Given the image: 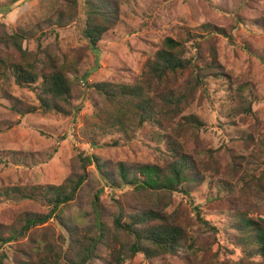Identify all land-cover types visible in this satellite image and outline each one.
I'll list each match as a JSON object with an SVG mask.
<instances>
[{
	"label": "rangeland",
	"instance_id": "rangeland-1",
	"mask_svg": "<svg viewBox=\"0 0 264 264\" xmlns=\"http://www.w3.org/2000/svg\"><path fill=\"white\" fill-rule=\"evenodd\" d=\"M60 1L19 0L9 6V0H0V34L21 29L29 34L22 43L24 49L41 56L46 50L60 61L74 62L76 68L70 76L76 77L77 85L75 109L67 116L53 113L20 116L13 114L9 104L0 98V123L11 125L0 132V187L58 185L68 176L81 173L79 154L95 156L112 174L114 183H122L119 164H123L130 177L135 174L143 179L135 170L140 165L168 171L170 165L183 163L188 169L185 175L192 181L184 180L177 191L160 193L140 191L124 183L111 187L112 182L100 178L94 165L87 166L86 182L75 201L62 208L61 214L66 221L82 215L84 225L78 227V232L84 230L95 238L99 231L93 201L100 190V221L109 229L116 216L128 221L127 217L152 207L187 229L191 240L174 255L147 259L136 254L126 257L123 264L257 263L258 259L247 258L234 238L227 212L248 204L250 216L264 217V193L241 196L235 181L225 175L235 158L242 168L254 171L255 179L260 178L264 185V146L259 141L264 135V29L256 25L264 17V0H120L119 22L102 36L96 50L86 46L80 33L81 20L50 33L47 18ZM203 24L222 29L225 34L197 30ZM187 33L195 38L186 43L184 57L193 59L201 71L189 69L177 77L175 85L184 92L196 75L203 77L208 73V76L202 79V86L192 87L190 104L172 121L174 125L184 124L181 117L193 115L202 123L184 131L185 156L179 159L168 145L169 129L162 131L149 123L131 142L110 134L96 135L97 144L90 143L86 129L95 122L94 103L99 102V97L89 85L132 83L166 38L185 41ZM172 85L173 82L169 87ZM238 85H248L254 97L250 115L236 111L239 103L233 90ZM11 92L25 104L36 105L31 91L12 86ZM242 134L254 138V142L248 144ZM53 147L57 152L45 163L27 167L13 164L20 156L48 153ZM224 179L231 190H220V181ZM184 189L187 192H182ZM25 212L44 214L45 209L30 202L2 204L0 224L13 223ZM39 231H52L56 238L61 235L64 247H68L66 230L55 220ZM26 241L24 238L2 247L1 251L7 255L4 264H16L17 250Z\"/></svg>",
	"mask_w": 264,
	"mask_h": 264
},
{
	"label": "trees",
	"instance_id": "trees-1",
	"mask_svg": "<svg viewBox=\"0 0 264 264\" xmlns=\"http://www.w3.org/2000/svg\"><path fill=\"white\" fill-rule=\"evenodd\" d=\"M18 1L9 0L8 5ZM120 5V0H61L55 4L47 18L50 33H56L81 20L80 33L86 46L96 50L102 36L117 26ZM256 25L264 29V17L259 18ZM197 30L225 34L222 29L209 24H203ZM28 37L29 34L21 29L12 34H0V98L9 104V110L13 114L20 116L33 113L71 115L75 109L77 85L76 77H71L70 74H74L76 64L60 61L46 50L41 56L37 52L24 49L22 43ZM194 38L195 35L189 33L185 41L166 38L161 49L156 51L152 59L147 60L140 76L130 84L100 82L89 85L99 97V102L94 103L95 122L86 129L90 143L97 144L94 139L96 135L104 137L110 134L120 135L123 140L131 142L136 133L149 123L162 131L169 129L168 145L179 159L185 156L182 150L184 131L191 125L202 126V123L193 115L181 117L184 124L174 125L172 121L190 104L192 87L202 86V79L208 76V73L203 77L196 75L192 82H188L189 86L184 92L175 85L177 77L189 69L201 71V66H197L193 59L184 57L186 43ZM39 44L38 41V46ZM205 70H209L208 67ZM171 82L173 85L169 87ZM12 86L31 91L36 105L25 104L11 92ZM233 91L239 103V110L236 106V111L250 115L254 97L248 85H238ZM10 126L7 122L0 123V132ZM241 137H247L248 144L254 142V138L250 136L242 134ZM259 141L264 146V135ZM56 152L57 148L53 147L48 153H29L27 157H18L13 164L35 166L39 162L51 160ZM79 156L81 173L68 176L58 185L0 187V205L30 202L45 209L44 214L25 212L13 223L0 224V264L7 260V255L1 251L2 247L24 238L27 241L17 250L18 257L14 259L16 264H123L128 256L132 258L140 254L144 258L152 259L174 255L179 247L189 244L191 238L185 226L166 216L157 207L127 217L128 221L122 220V216H116L112 229L107 228L100 221V190L94 195L93 201L98 235L93 238L85 234L84 230L78 232V227L84 225V217L78 215L66 221L61 210L77 198L89 175L87 166L94 165L100 178L112 182L111 187H120L124 183L148 193L174 192L178 190V185L186 182L184 180L192 181L185 175L187 168H184L183 163L170 165L168 171L158 166L140 165L135 170L143 179L135 174L130 177L123 164H119L118 172L122 183H114L112 174L106 171L105 165L95 156ZM236 160H232L225 177L235 181L240 195L248 197L257 195L258 192L264 193L260 178L256 180L254 171L242 168ZM220 183V190L232 189L231 186H226L228 182L225 179ZM182 192L187 191L184 189ZM186 196L189 197L188 193ZM227 216L230 219V228L235 231L234 238L244 248L247 258L258 259L255 264H264V217L250 216L248 204L228 210ZM52 219L66 230L69 241L67 248L63 245L64 239L61 235L56 238L52 231H39L40 227ZM120 233L123 234L122 238Z\"/></svg>",
	"mask_w": 264,
	"mask_h": 264
}]
</instances>
